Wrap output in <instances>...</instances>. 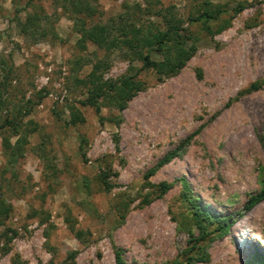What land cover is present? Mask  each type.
I'll use <instances>...</instances> for the list:
<instances>
[{
    "label": "rangeland",
    "instance_id": "374dc122",
    "mask_svg": "<svg viewBox=\"0 0 264 264\" xmlns=\"http://www.w3.org/2000/svg\"><path fill=\"white\" fill-rule=\"evenodd\" d=\"M71 1L0 0V57L10 54L12 64L4 82L0 68V196L10 208L0 221V264H114V247L124 264H187L191 246L192 264H256L264 196L245 205L264 185V0H92L90 17ZM215 8L227 12L189 20ZM27 16L33 24L23 30ZM120 17L143 32L170 19L193 52L158 78L127 41L80 40L76 21L112 27ZM123 75L143 85L119 110L109 85ZM89 89L97 112L80 104ZM17 139L22 154L11 156ZM180 176L196 206L232 220L225 232L206 219L207 234L194 241L201 230L181 202ZM160 182L171 183L162 194Z\"/></svg>",
    "mask_w": 264,
    "mask_h": 264
},
{
    "label": "trees",
    "instance_id": "16d2710c",
    "mask_svg": "<svg viewBox=\"0 0 264 264\" xmlns=\"http://www.w3.org/2000/svg\"><path fill=\"white\" fill-rule=\"evenodd\" d=\"M28 1V0H27ZM74 1V2H73ZM92 0H72V7L74 12H82L86 17H90L93 12V6L90 5ZM70 3V4H71ZM16 4V2H15ZM14 4V5H15ZM15 8V7H14ZM135 8L139 9V5H135ZM242 9V5H238L237 7L232 9V16L239 12ZM15 10V9H14ZM17 11V10H16ZM227 12L224 8H215L212 11H201L193 18H190V21H197L200 20L203 23L208 22L211 19H215L219 17L222 13ZM159 15L160 13H155ZM161 16V15H160ZM33 17L34 16H27L24 23H20V26L23 30L26 29L27 25L33 24ZM166 26L163 29L157 27L151 30L150 27L145 29L146 31H142V27H135L131 21L124 20L123 17L117 19L116 22H112L113 26H105L102 24L99 25H92L89 28H85L82 21H76L75 24L78 25V33L80 34V40H88L94 43L97 46H104L106 43V47H112L116 44L120 45L121 41H127L130 43V51L132 52V57L138 59L141 63L142 68H150L156 73L158 78L160 75H168L173 74L177 70H179L182 65L184 64L185 60L190 56L193 52V45L191 43H187L186 39H183L178 33V25H174L170 19L164 20ZM227 23V20L222 22L215 30L219 31L223 24ZM209 27V26H207ZM113 29L118 31L117 36H111L113 34ZM209 33H213L209 31ZM121 36L123 39H119ZM110 38V39H109ZM109 41L107 42V40ZM119 39V40H118ZM151 55L161 56L160 59L154 60L151 58ZM8 60H10V54L5 56ZM0 57V68L2 70V81L4 82L7 79L8 74L11 71V65L7 64V60ZM94 77V71L89 73L88 79H92ZM3 85V84H1ZM143 85L141 80H134V75H123L117 81V84L112 82L109 85L110 98L112 100V104L121 110L125 102L128 98L131 97L134 91L141 88ZM253 87V85H250ZM89 95L80 101L81 105H91L94 106L96 112L99 110L98 105L96 104V98L98 94L94 91V89H89ZM3 104V100L0 98V106ZM74 117L70 121V124L74 123V120L78 118L77 115H73ZM2 125H7L14 129L16 124H14L10 119L5 118ZM15 131V130H14ZM16 132V131H15ZM18 140V141H17ZM13 145L10 147V155L11 156H18L22 154V143L21 139H17ZM186 141H182L175 149L166 152L157 162L156 164L147 169L144 173V177L147 178L148 176L152 175L153 172L160 166L169 162L174 156L180 152L181 146ZM181 186L180 198L181 202L188 207L190 211V218L197 224L198 228L201 230V233L194 241L202 240L207 232L205 231L206 222L205 220H209V222H216L215 230H217L218 234H222L225 232L229 224L232 222L229 218H216L214 216H209L203 208L200 206H196L194 204L193 199L190 197V188L187 180L180 176L178 178ZM100 181L105 185L107 189L109 186L105 180V175H101ZM148 184V182L146 183ZM155 186V185H154ZM158 188V194H162L167 191L171 187V183L160 182L156 185ZM262 196H264V185L262 190L259 194L251 195L247 199V203L245 205V209L249 210L250 207L257 201H259ZM9 205L5 202V200L0 196V221L1 218L7 217L9 213ZM172 217H174L172 215ZM1 223V222H0ZM194 246L189 247L184 252L185 258L184 261L187 264H192L196 260H198V253L192 251ZM197 248V247H195ZM67 257L69 259H73L74 252L71 251ZM113 257H114V264H124V260L122 258V251L120 248L114 247L113 248ZM253 259L256 264H264V255L255 254L253 255ZM48 264H62V263H54L49 262Z\"/></svg>",
    "mask_w": 264,
    "mask_h": 264
}]
</instances>
